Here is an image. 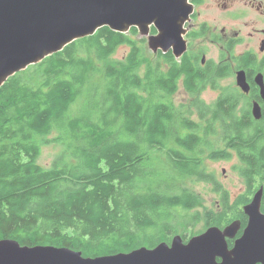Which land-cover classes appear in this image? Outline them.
I'll list each match as a JSON object with an SVG mask.
<instances>
[{
  "label": "trees",
  "instance_id": "trees-1",
  "mask_svg": "<svg viewBox=\"0 0 264 264\" xmlns=\"http://www.w3.org/2000/svg\"><path fill=\"white\" fill-rule=\"evenodd\" d=\"M138 34L137 26H103L0 86V239L92 257L170 243L173 211L197 206L195 194L177 185L189 176L221 192L222 206L206 225L246 221L243 206L264 186V105L260 119L252 112L254 98L264 102L256 92L251 99L231 92L237 87L212 103L198 93L232 73L233 62L253 81L264 73V57L235 54L232 44L221 63L161 49L151 59ZM125 45L123 59H113ZM180 83L194 95L187 114L173 99ZM49 142L62 149L45 167L39 158ZM205 149L240 160L245 189L233 203L205 170Z\"/></svg>",
  "mask_w": 264,
  "mask_h": 264
},
{
  "label": "water",
  "instance_id": "water-1",
  "mask_svg": "<svg viewBox=\"0 0 264 264\" xmlns=\"http://www.w3.org/2000/svg\"><path fill=\"white\" fill-rule=\"evenodd\" d=\"M192 13L193 4L188 0H0V86L10 75L103 26L121 32L132 26L150 31L154 26L157 34L152 37V47L163 52L173 48L180 58L188 50L183 22L190 20ZM236 79L243 91H250L245 69L236 72ZM255 82L264 99L263 72L257 73ZM252 111L256 119L262 117L258 101ZM263 192L261 186L243 206L248 223L231 249L227 240L241 230L240 220L225 228L210 226L187 242L175 234L170 243L97 257L66 246H31L1 238L0 264H264Z\"/></svg>",
  "mask_w": 264,
  "mask_h": 264
},
{
  "label": "rangeland",
  "instance_id": "rangeland-1",
  "mask_svg": "<svg viewBox=\"0 0 264 264\" xmlns=\"http://www.w3.org/2000/svg\"><path fill=\"white\" fill-rule=\"evenodd\" d=\"M225 1V0H224ZM247 0H235V3L229 9L224 8L223 6H216L214 4L205 5L200 8L201 15L199 21H209L211 24V31L209 37L203 39L202 41L193 42L192 45L198 44L201 47H205L206 55L205 58H211L212 60L219 61L221 56H223V46L224 43L220 41L221 31L219 28L225 26L227 27L228 32L231 34L236 30L241 38V43L236 47V53L240 54L246 49H253L255 51L260 50L261 41L257 38V35H252L251 32H254L256 28H264V15L257 9V7H250L245 4ZM193 4V12L195 11V4ZM211 3V2H210ZM193 14V13H192ZM184 32L188 43L190 39L187 37V31L190 32L193 30V21L187 20L183 22ZM218 29H215V28ZM138 39H145L147 49L149 50V57L154 58L157 49L152 47V37L150 31H142L140 28ZM128 32V29H125ZM210 41V44H208ZM212 41H215V44H212ZM128 46H121L118 51L114 54L113 59H123V57L128 52ZM225 57H229L224 52ZM149 58V59H150ZM233 67V65H232ZM143 69V68H142ZM218 86L223 87H238L236 83V70L233 68V73L228 75L226 78L218 80L216 83ZM241 90V89H240ZM218 88L207 86L198 93L200 97L206 103H212L218 98ZM194 98V95L186 93L184 90L180 89L173 96V99L176 101L179 107H182L187 114V110L190 109L191 101ZM197 115L195 114L196 117ZM62 147L57 143L49 142L43 146L42 154L39 158L40 163L48 167L53 163V160L60 153ZM207 150L205 149V158H203L205 170L213 174L215 180L218 181L231 195V198H234L239 193L244 192V180L239 173L238 167L241 165L240 160L237 155L231 151L230 156L228 157H215L208 155ZM179 188H187V190L192 191L197 199V206L192 210H182L181 208L175 209L173 211V223L177 230V234H186L187 236H194L200 234L206 229V217L214 216L218 212V205L221 202V195L215 190V185L211 182H206L199 180L195 176H189L182 179L181 183H177ZM172 187H169V191ZM176 191L179 192V189L176 188ZM235 199V198H234ZM194 220V221H193ZM186 223H190L188 226Z\"/></svg>",
  "mask_w": 264,
  "mask_h": 264
},
{
  "label": "flooded vegetation",
  "instance_id": "flooded-vegetation-1",
  "mask_svg": "<svg viewBox=\"0 0 264 264\" xmlns=\"http://www.w3.org/2000/svg\"><path fill=\"white\" fill-rule=\"evenodd\" d=\"M211 2V3H210ZM195 3V11L193 12V14H192V16H191V19H192V21H193V25H192V27H193V30L192 31H190V32H188L187 31V35L189 34V33H191V32H196V36L194 37V38H190V37H188L189 39H190V42L188 43V50L187 51H192L193 52V54L194 55H197V54H200L201 55V58H203L202 59V61H201V63L204 65L207 61H209V60H212L211 58H205V56H207L206 55V51L204 50L205 49V47H201V46H199L198 44H195V46L194 45H192L193 44V42H196V41H202L203 39H205V38H208L209 37V33H210V31H211V24L209 23V21H199L200 20V15H201V11H200V8L201 7H203V6H205V5H210V4H214V5H216V6H223L224 8H226V9H229L230 7H232V5L235 3V0H196V2H194ZM245 4L246 5H248V6H250V7H257V9L264 15V0H247L246 2H245ZM190 19V20H191ZM215 29H218L217 27L215 28ZM201 31H203V34L201 35ZM219 31H220V33H221V31L223 32V33H221V38H220V41L221 42H223L224 43V46H223V56H224V52H225V47H227L228 45H232L233 44V46H234V50H235V54H237L236 53V47L238 46V44L239 43H241V38L242 37H240V34L236 31V30H234L231 34L228 32V30H227V27H225V26H223V27H221V28H219ZM251 34L252 35H257V38L261 41V45H260V50L257 52V51H255V50H253V49H246V50H244L243 52H241L240 54H242V53H246V52H252V53H254L255 55L257 54V56L261 59L262 57H264V50L262 49V47H263V43H264V28H256V30L254 31V32H251ZM138 37V36H137ZM140 39V38H139ZM239 42V43H238ZM208 44H210V41H208ZM212 44H215V41L213 42L212 41ZM229 55V57H230V53L228 54ZM223 56H221V58H220V60L219 61H215V60H213V61H215V62H217V63H221V62H225V60H227V58L225 57H223ZM233 67H232V73H233V68L236 70V72L239 70V69H242V68H236V65H235V62H233ZM232 73H230V74H228V75H231ZM259 73V72H258ZM264 74V73H263ZM228 75H226V76H224V77H222V78H220V79H223V78H226ZM248 75V74H247ZM257 75V73L254 75V78H253V81H252V79H250V77L248 78L247 77V79H248V82H249V84H250V91L249 92H245V91H243V89L242 90H240L239 88H237L236 90H233L232 88H230V90H231V92L232 91H234V92H238V93H240V94H242V95H244V96H246L247 98H249V99H251V95H252V92H256L257 94H259V96L261 97V100H263V102H264V99H263V97H262V94H261V88H260V86L255 82V76ZM219 79V80H220ZM236 83H237V79H236ZM253 83L256 85V87L255 88H252V85H253ZM207 86H211V87H216L217 86V88H218V91H219V94H218V98L224 93V92H228L227 91V89L225 88V87H223V86H218V85H216V84H210V83H208L205 87H207ZM204 87V88H205ZM204 88H201L200 90H199V92L201 91V90H203ZM180 89H182V90H184L186 93H188V91L186 90V88L183 86V84H179V87H178V90H180ZM177 90V91H178ZM252 98H254V97H252ZM255 101H257L256 100V98H254V100H253V103L255 102ZM259 103H260V105L263 107V105H264V103H262L261 101H258ZM253 107V106H252ZM253 112V111H252ZM254 115V114H253ZM219 129V128H218ZM219 136V132H218V134H217V137ZM227 147V146H226ZM219 148L221 149H223L224 148V145H219ZM207 153H208V155H210V151L209 150H207ZM207 155V156H208ZM230 156V155H229ZM217 181V180H216ZM218 182V181H217ZM220 184V183H219ZM213 185H214V183H213ZM221 185V184H220ZM222 186V185H221ZM264 187V186H263ZM222 188L225 190L226 188H224L223 186H222ZM244 189H245V187H244ZM215 190L217 191V192H219V194L221 195V192L220 191H218L216 188H215ZM240 194V193H239ZM229 196L231 197V195L229 194ZM237 196V195H236ZM235 196V197H236ZM234 197V198H235ZM234 198H231V200H230V202L231 203H233V200H234ZM253 198V197H252ZM222 206V203L220 202V204L218 205V208H220ZM244 218H246V221H244V222H242V228H241V230L239 231V233L236 235V237L235 238H228V240H227V242H228V245H229V249H231V248H233V246H234V244H235V240L237 239V238H239L242 234H243V229L246 227V225H247V223H248V216L247 215H245L244 214ZM214 225H217V224H214ZM211 226H213V225H211ZM219 226V225H218ZM225 226L226 225H223V226H220V227H224L225 228ZM210 227V225L208 226H206V229L205 230H207V228H209ZM204 230V231H205ZM204 231H202V232H204ZM201 232V233H202ZM183 236V235H182ZM183 238H184V240H185V242H187L188 240H189V238L187 239V238H185L184 236H183ZM171 242V241H170ZM218 260L219 261H221V258H218Z\"/></svg>",
  "mask_w": 264,
  "mask_h": 264
},
{
  "label": "bare ground",
  "instance_id": "bare-ground-1",
  "mask_svg": "<svg viewBox=\"0 0 264 264\" xmlns=\"http://www.w3.org/2000/svg\"><path fill=\"white\" fill-rule=\"evenodd\" d=\"M188 2H189V0H188ZM190 3V2H189ZM172 51H173V48L171 49ZM240 70V69H239ZM237 85H238V87H240L241 88V90H242V86L239 84V83H237ZM255 117V116H254ZM236 220H240V219H236ZM241 221V220H240ZM241 223H242V221H241ZM163 242V241H162Z\"/></svg>",
  "mask_w": 264,
  "mask_h": 264
}]
</instances>
